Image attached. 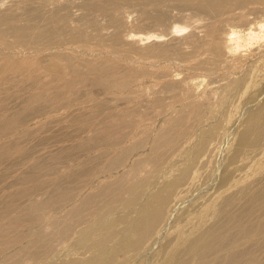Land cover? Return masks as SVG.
I'll return each mask as SVG.
<instances>
[{"label": "bare ground", "instance_id": "bare-ground-1", "mask_svg": "<svg viewBox=\"0 0 264 264\" xmlns=\"http://www.w3.org/2000/svg\"><path fill=\"white\" fill-rule=\"evenodd\" d=\"M166 1L192 6L213 19L226 16L202 26L205 28L204 37L198 38L199 33L191 35L195 33L191 31V34L188 32L190 35L187 33L189 36L177 38L186 32L187 25L168 28V22L179 20L181 14L174 15L166 8H149L159 0H0V165L13 154L23 158L26 151L29 152L25 150L24 154L19 145L20 139L3 143V138L31 120L41 116L47 118L52 114L58 116L62 110L79 104L78 98L69 97L76 92L75 81L64 79L67 75L81 79L85 73L82 67L88 75H96L95 85L119 94L127 93L123 98L125 101L131 96H139L140 92L130 89L137 80L135 75L121 73L115 64L110 67L96 62L84 66L71 63L83 51L89 55L96 52L90 50L87 44L89 36L82 29L85 24L95 28V36L101 45L109 49L110 56L124 57L130 63L151 61L158 65L167 60L186 61L191 54L196 57L206 54L214 63L227 62L244 48L245 37L246 43L250 41L251 44L264 38H261L264 36V18L258 25V31L252 27L254 23L249 18L251 14H264L263 7L258 5L264 4V0L162 2ZM132 3L137 6L134 27L142 30L163 29V32H129V25L119 10L125 4L132 6ZM96 12L103 14L102 21L91 17ZM223 22L246 30V36L241 35L242 30L235 29L223 33L220 28ZM168 36L171 41L165 39ZM183 45H192L191 53H186ZM18 55L23 58H17ZM59 61L66 64L61 66ZM198 68L202 69L200 63ZM171 75L145 72L142 78L150 77L154 81L151 85H159V91L163 93L173 89L174 83H166ZM246 77V80H250L246 81L242 91L249 96V100L237 110L241 122L236 130L229 125L233 123L229 120L192 134L194 126L189 125V115L184 111L189 106L184 105L175 115L166 118L151 140L146 136L123 149H119L124 140L118 132L130 127L133 137L142 120L134 119L137 114L129 107L122 110L119 99L115 97L108 116L94 124L92 140L84 139L75 146L86 153L91 143L93 147L109 146L115 150L114 156L99 153L91 156L89 162L81 161L76 169L66 171L62 178L70 182V188H62L64 181L55 183L46 193L45 201H38L36 198L39 196L33 195L44 188V183L51 186L52 183L45 181H42L44 186L40 181V185L33 184L35 187L31 185V188L24 186V190L22 187L21 191L11 193L12 196L9 194L10 198L6 196L8 201L5 197V201L2 199L0 264H23L26 260L31 264H38L40 260L45 264H264V257L261 259L263 262L258 260V255H261L258 251L264 250V82L258 76L256 79L261 80L260 84L254 77ZM238 78L229 79L228 82L235 92L243 89L239 87L242 81ZM183 97L189 100V95ZM148 107L158 110L160 114L163 99L156 95ZM79 119L75 115L71 123L76 124ZM27 131L21 133L28 136ZM192 138L195 139L193 146L190 145ZM230 138L232 142L225 148L223 162L217 167L214 160L218 156V149L224 144L223 141L227 142ZM55 140L51 142L62 141ZM75 147L46 151L47 157L33 160L30 172L18 180L24 181V184L27 180L36 182L40 179L37 173L54 171L51 165L70 163L76 159L70 158V152L75 151ZM136 152L145 154L138 155L126 169L130 160L127 154ZM28 154L31 157V153ZM65 168L68 169L67 166ZM120 169H124V172L114 182L104 183L103 179L101 183L97 180L99 186L92 185L95 179H108ZM18 180L13 183H19ZM78 181L81 182L80 188L70 186ZM82 182L91 183V191L78 200L79 192L85 186H82ZM23 196L30 197L26 198L29 199L27 204H17L15 197L22 199ZM32 196L34 201L31 200ZM117 202L128 208V212L113 217L112 208ZM67 206L70 209H66ZM47 208H54L56 216H49L43 227L39 224L43 216L41 212L45 214ZM13 212H18L15 217H11ZM85 216L89 217L88 225L79 226L86 222ZM2 220L7 222L1 223ZM26 222L35 225V231L12 236L8 234ZM118 223H122L123 227L115 231ZM45 227H49L50 232L44 230ZM53 238H56L53 242H61L60 250L54 246ZM69 239L78 247L85 248V251L71 255L68 246L66 249ZM25 240L28 244L17 248L14 253H6Z\"/></svg>", "mask_w": 264, "mask_h": 264}, {"label": "rangeland", "instance_id": "rangeland-1", "mask_svg": "<svg viewBox=\"0 0 264 264\" xmlns=\"http://www.w3.org/2000/svg\"><path fill=\"white\" fill-rule=\"evenodd\" d=\"M162 1L163 0H159V2L156 5H154L153 7H149V8H151V9L153 8L154 10L166 8L168 10H171V12L174 13V15H179V14L182 15V17L180 15L179 20L173 19V20H171V22L170 21L168 22V28L169 27L173 28L174 26H179V25L184 27L185 25H187V26H185L187 28L186 32L182 36L177 37V38H183L184 35L189 36L193 32H195V33L191 34V35H196L199 33L197 35V37L199 36L198 38H201V36L203 35V31L205 32V30H204L205 28H203L202 26H204L205 24L207 26L209 24V23L207 24V22L212 23L213 22L212 20H215V21H217L216 19L221 20L223 17L226 16V14H225L224 16L221 15L222 17L218 16L219 18L216 17L215 19H213L214 17L207 15V14H205L199 10H195L196 8H194L192 6L189 7V6H185V5H181V4H179L180 5L179 6L178 2H177V4H175L176 1H172V2L171 1L162 2ZM258 5H259V7H261V8L263 7L262 9H264V4H258ZM135 8L137 9V6L136 5L133 6V3H132V6H131V4L130 5L127 4V6L125 4V6L123 5L119 10L123 14L125 20L127 21L128 25H129V28H128L129 32L132 31L131 32L132 34H135L136 32L143 33V34L145 32H148L150 34H157L158 32H160V33L163 32V29H158V30H155V29H151V30L145 29L144 30L143 29L142 30V28L140 29V27L139 28L136 26L134 27L135 22H136V18H137V16H135V15H137V10ZM259 14H262V13H259ZM251 15H249V18H250V20H253L252 23H254V25L253 24H251V25L253 28H255V31H258V25H260L263 22L264 17L262 15H264V14L258 15V13H257V14H253L252 16ZM208 16L212 17V19ZM91 17L95 18L98 21H102L104 18L103 14H101L100 12H96ZM260 21H261V23H260ZM222 24H223L222 26L220 24V28L222 27L221 31H223V33L230 32L233 29H235L237 31L242 30L241 28L235 27V24L233 26L229 25V23L227 25V23L225 24V22H223ZM199 25H200V27L203 28V29L201 28L202 30L200 29ZM195 27H196L197 31L195 30ZM82 29L89 36V38L87 39V44H88L90 50H92V51L95 50L96 52L94 55H89L88 52L83 51L82 55H80L79 58L72 60L71 63L80 64V65L84 66V65H88L89 63L96 62V63H100V64H105V65L110 66V67H113V65L115 64L117 69L120 70L121 73H123L125 75L133 73L135 75V78H137V80H135L133 82L130 89L134 88L135 90L140 92V94H139V96H134V97L131 96V97H129L128 101H125L123 98L127 96V93L126 94H119V92H117V91L105 90L102 86L95 85L94 80L97 78L96 75L95 74H89L88 75L86 73V70L84 67L81 68L85 72L81 76L82 77L81 79H79V77L73 78L70 75L65 76L64 80L71 79V80L75 81L74 86H76V89H75L76 92L70 94L69 97H70V99L75 98V97L78 98L79 104L74 105L71 108L62 110L61 112H59L58 116H57V114H56V116H55V114L54 115L52 114V115H50V117L47 116V118H46V116H41L40 118H37L34 121L33 120H31L30 122L28 121L29 123H26L25 125L16 128V131L12 135L2 139L3 143L5 141L11 140V139H15V140L20 139L19 145L22 146V150L24 151V154L26 152H27V154L31 153V155H30L31 157H29V156H27V154H25V157L20 158V157L16 156L15 154H13L12 156H10L7 159V161L4 164L0 165V202H2V199H3V201H5V200L8 201L9 199H6V196H8L9 194L12 196L13 193H17V191H21L22 189L24 190V186H25V188L30 187L31 185H32V187H35V185L37 186L40 181H41L40 184H42L44 181L52 183L51 186L49 183H47V186H50V187H48V189L46 188L47 187L46 183H44L45 186H44V184H42L45 189L42 187V190H40V189H39L40 191L38 190L40 192V194L38 191H37L38 194H36V192H35V194H33V195H35V197L39 196V198L38 197L36 198V199H38V201H45V198L47 196L46 193L49 192L50 188L53 187V185L55 183L56 184L60 183V181H61V183H63V181H64L65 185L62 184L63 185V186L61 185L62 188H64V189L66 187L70 188L69 187L70 182L62 180L64 175H66V171L69 172V170L76 169L78 167L77 165L78 164L80 165L82 162H89V159L91 158V156H95L99 153H101V154L103 153L104 156H107V157L114 156L115 150L113 148H110L109 146L101 145L98 147L97 146L93 147L94 145H93V143H91L89 145L91 148H89V152H87V153H86V151L82 152L83 149L75 147V146L79 143V141H82L84 139L92 140V138H93L92 130H93L94 124L98 123L97 120H103L104 118H106L108 116V114L111 111L110 108L112 106V101L115 97L119 99L118 100L119 107L122 110L125 109L126 107H129V110H132L137 114V116L135 115L134 119H137V120L141 119L142 120L141 124H140L141 127L139 126V128L138 127L136 128L137 132L135 130V132H134L135 134H133L134 135L133 137L131 136V128L130 127L128 129L120 130L118 132V135H121L123 137V140H124L123 145L119 149H123V148H129V146L131 147V145L133 146L134 144H136L138 142L139 139L142 140V138L143 137L145 138L146 136L148 137L149 140H151L154 133L161 127L162 123L166 120V118L175 115L178 112V110H180L184 105L189 106V108L187 110L184 109V111L189 115L190 124L189 123L188 124L191 126H194V128L192 130V134L194 132L199 133L201 130L213 128L216 124L223 123V122L229 121V120L233 122V123L230 122L229 125L231 127H233V129L236 130L237 125L238 124L240 125V122H241V120H240L241 117L239 116V112H237V110L241 106L243 107V105L246 102H248V100H249V96H247L246 94L244 95V91H242V90H244L243 87L246 86V84H247L246 81L250 80V79L246 80L247 79L246 76L248 75V78H249V76L254 77L256 81L259 80V79H256V77L258 76L257 78H261L263 80V81L259 80V84H260V81L264 82V79H263V77H264L263 76L264 75V45H263L264 38L263 37L264 36H261V38H263V39H259L256 42L254 41L252 44L250 41H248L246 43V41H247L246 37H245L247 34L246 30H245L246 32L244 30H242V32L240 31L241 35H243V37H245V40H244L245 45H244V42L242 45V48L243 47L244 48L242 50H239V54L236 57L229 59L230 61L229 60H227V62L226 61H223V62L218 61L217 63H214L213 61L210 60V58H208V56L206 54L200 55L198 57H196V55H194V54L193 55L191 54L190 56H192V57L194 56V58L188 56V59H186V61H177V60L176 61L175 60L169 61V60H167L165 62H162V63L156 65V64H153L151 61L150 62L144 61L142 63L135 61L133 63H130V61L124 57L110 56L109 49L106 46L101 45L100 44L101 42L95 36L97 33L95 28H91L90 26L85 24V25H83ZM187 30H189V31H187ZM151 32H153V33H151ZM188 32L189 33L191 32V33L189 34ZM160 33H158V34H160ZM187 33L189 35H187ZM260 35H262V33ZM204 36L205 35H203L202 37H204ZM168 38H169V36L165 39L169 40ZM260 40H262L263 43ZM169 41H171V39ZM258 42H259V44H258ZM247 45H248V49H247ZM249 45H250V47H249ZM252 45L254 46V48H251ZM255 46L256 47L258 46V48L256 49ZM182 47L186 50V53H191L193 46L192 45H183ZM254 49H256L257 51ZM243 50H244L245 54L243 53ZM250 50H252V51H250ZM253 50H254V52H253ZM261 50L263 52L262 54H261ZM240 56H242L243 58ZM17 58L22 59L23 56L18 55ZM232 62L233 63L235 62V63L231 65ZM150 63H152V64H150ZM199 63H200V66L202 67V69L198 68ZM65 64H66V62L59 61V65L64 66ZM233 66H235V68H233ZM157 69H158V71H157ZM249 70L251 71V73L249 72ZM145 72H148V73L154 72L157 75H159V73L160 74H166L167 73L168 76L172 74L173 76L171 75L170 77H167L168 82H166V83H169V82L174 83L172 85L173 89H171L169 91H164L163 93L160 92L159 91V90H161L160 86L159 85L152 86L154 84V81L150 77L142 78V75ZM240 72H241V74H240ZM245 73H246V75H245ZM252 73H253V75H251ZM254 74H256V75L258 74V75L254 76ZM243 76H245L246 79ZM242 77H243V79H242ZM233 78H238L239 80L242 81L240 83L239 87L243 88V89H240V90L238 89L235 92L233 89H231L228 86L229 79L233 80ZM241 84L243 85L242 87H241ZM262 84H264V83H262ZM262 86H264V85H262ZM146 87H148L149 89H147ZM157 91H159V93H157ZM156 95L160 96L163 99V110H159L160 114H158V110H156V109L154 110V109L148 107L149 104L152 102V100L156 97ZM186 95H189V100L184 99L183 96H186ZM66 97H67V95H66ZM179 101H181L182 103ZM170 107H173V109L172 108L170 109ZM151 109L154 110L156 112V114ZM236 112H237V114H236ZM75 115H78L80 119L76 124H72L71 120H72V117ZM144 118H146V119H144ZM239 125H238V127H239ZM25 130L26 131L28 130L27 131V132H29V133H27V135L29 134L28 136H26V134L21 133ZM138 133H139V135H138ZM55 139L56 140L61 139L62 141L57 142V143H55L54 141L51 142V140H55ZM194 140L195 139L192 138L191 144H190L191 146H193ZM223 142H224V144L221 145V146H223V148L221 146L219 148L220 150H223V151H220L218 149L219 153L218 152L217 153H218L219 157L217 156L216 160H214L217 167L220 165V163L223 162L224 153H225L224 150L229 145V143L232 142V139L231 138L228 139L227 140L228 143L226 141H223ZM225 144H227V145L225 146ZM72 147H75V149L78 151L75 150L73 152H70V154H71L70 158L75 157L76 159L75 158H72V159H75L77 162L75 160H71L70 161L71 164L68 162V164L70 166L66 163H64V164L63 163L62 164H53V165H51V167L54 168V171L53 172H47V171L43 172L42 171L43 173L39 172L41 174L37 173L36 176L40 179H38V180L36 179L37 180L36 182H32L33 180H30V181L27 180L25 182V184L27 182H29V183L25 185L23 183L24 181L23 182L19 181L21 179L20 177L25 176L30 172L29 171L30 165L34 162L33 160H35L36 158H38V157H39V159L41 157L46 158L47 154H48L47 152L51 151V150H55V149H59V148L60 149L61 148L67 149V148H72ZM25 150H29V152L28 151L25 152ZM145 152H136L133 154L128 153L127 156L129 155L130 160H128V162H127L126 169H128L130 167V165L133 163L135 158L137 159L139 157L138 155L142 156L143 154H145ZM79 153L82 155H80ZM73 154H74V156H72ZM75 154H76V156H75ZM70 158L67 161H69ZM77 159H79V160H77ZM213 164H214V162H213ZM217 164H219V165H217ZM65 166H67L68 169L65 168ZM88 166H90V164H88ZM123 172H124V169H120L117 172L114 171L112 173V176L111 177L109 176L108 179L107 178L105 179L102 177L101 179H95L91 183L93 186H99V184L101 183V181L103 179H104L103 180L104 183L106 181L107 182H114L116 180V178H119ZM17 180L19 181V183L21 182L20 183L21 185H19L18 182H17V184L13 183V181H17ZM97 180H99L100 183ZM51 181H54V183ZM12 183H13V185H11ZM91 183L82 182V186L84 184H85V186L81 190V192H79L80 195L77 198L78 200L80 199V197L86 196L91 191V189H90V187L92 186V185H90ZM33 184H35V185H33ZM70 186L73 188H75L76 186L78 188H80L81 182L80 181L74 182L73 184H70ZM199 188L202 189L201 187H199ZM43 189L44 190L47 189L48 191L47 190L43 191ZM28 190H29V188H28ZM74 192H76V191H74ZM202 193H203V191H202ZM4 197H5V200H4ZM10 197L8 196L7 198H10ZM23 197H22V199L20 197H15V201L18 202L17 204H20V205H22V204L24 205L25 203L27 204L30 197L29 196H25L24 198ZM18 198H19V200H18ZM26 198H29V199H26ZM31 198H32L31 200L34 199L33 196ZM31 200H30V202H31ZM69 207H71V205H69ZM69 207L67 206L66 209H68ZM53 209L54 208H50V210H49L47 208V212L45 214H44V211L41 212V216L42 215L43 216H42V221L39 222V224H41L43 227L45 226V223L48 221L49 216H54V217L56 216V212H53ZM22 211L25 213L24 210H22ZM125 212H128V208L123 207L120 202H117L114 204V206L112 208V216L113 217H118L120 215H124ZM17 213L18 212H15V214H14V212L11 213V217L12 216L15 217V215H17ZM61 213L63 214V212H61ZM61 213H60V215H61ZM45 215H47V216H45ZM88 219H89V217L85 216L86 222L82 225L79 222L80 223L79 226H87L88 221H89ZM3 222H7V220H5V221L2 220L1 223H3ZM28 224L29 223L26 222V224H22L18 228V230H16V231L14 230L13 232L10 231V233L8 232V234L10 236H12V235H15L17 233H26L29 230L35 231L36 226L35 225L32 226L31 224H29V225ZM122 227H123L122 223L116 224L115 231H116V229L118 230V229H121ZM44 230H46L47 232L48 231L50 232L49 227H45ZM55 239L56 238L51 239L52 242ZM56 241H54L55 242L54 246L56 248H59V250H60L61 246H62L61 242H59V241L56 242ZM54 242H53V244H54ZM24 244L25 245L28 244V241L25 240V241L21 242L19 245L15 246V248H13L9 251H6V253L7 254L14 253V251L18 250L17 248H22V245H24ZM58 245H60V247ZM67 246H68V252L71 255H74V254L77 255L78 253L81 254V253H83L82 251H85V248L82 249V247L80 248V246L78 247V245H75L74 242L72 243V239L68 240V242L66 244V249H67ZM263 249H264V247H263ZM258 252L261 254L260 256L258 255V260L260 262H263L264 258L262 259V257H264V250L262 252L261 251H258ZM258 252H257V254H258ZM19 258H20V256H19ZM261 259L263 261H261ZM31 263L32 262L26 260L23 264H31ZM38 264H45V263L43 262V260H40L38 262ZM253 264H255V263H253ZM258 264H259V262H258Z\"/></svg>", "mask_w": 264, "mask_h": 264}]
</instances>
